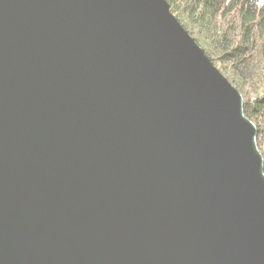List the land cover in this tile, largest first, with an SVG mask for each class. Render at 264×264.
Instances as JSON below:
<instances>
[{"label": "water", "instance_id": "95a60500", "mask_svg": "<svg viewBox=\"0 0 264 264\" xmlns=\"http://www.w3.org/2000/svg\"><path fill=\"white\" fill-rule=\"evenodd\" d=\"M256 138L165 0H0V264H264Z\"/></svg>", "mask_w": 264, "mask_h": 264}, {"label": "trees", "instance_id": "16d2710c", "mask_svg": "<svg viewBox=\"0 0 264 264\" xmlns=\"http://www.w3.org/2000/svg\"><path fill=\"white\" fill-rule=\"evenodd\" d=\"M212 65L243 97L264 160V0H165Z\"/></svg>", "mask_w": 264, "mask_h": 264}, {"label": "rangeland", "instance_id": "374dc122", "mask_svg": "<svg viewBox=\"0 0 264 264\" xmlns=\"http://www.w3.org/2000/svg\"><path fill=\"white\" fill-rule=\"evenodd\" d=\"M202 49V48H201ZM226 79V78H225ZM227 80V79H226ZM228 81V80H227ZM229 82V81H228ZM232 85V84H231ZM233 86V85H232ZM234 88H236L238 90V92L240 93L239 88H237V86H233ZM240 95L242 96V94L240 93ZM243 98V97H242Z\"/></svg>", "mask_w": 264, "mask_h": 264}]
</instances>
